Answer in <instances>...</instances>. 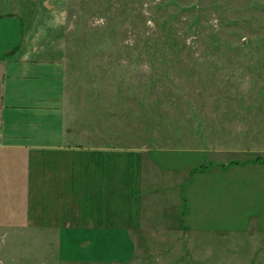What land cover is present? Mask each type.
<instances>
[{
  "label": "rangeland",
  "instance_id": "obj_1",
  "mask_svg": "<svg viewBox=\"0 0 264 264\" xmlns=\"http://www.w3.org/2000/svg\"><path fill=\"white\" fill-rule=\"evenodd\" d=\"M0 31V60L66 64L69 134L2 119L0 264H250L213 197L264 142L233 110L264 104V0H0Z\"/></svg>",
  "mask_w": 264,
  "mask_h": 264
},
{
  "label": "crops",
  "instance_id": "obj_2",
  "mask_svg": "<svg viewBox=\"0 0 264 264\" xmlns=\"http://www.w3.org/2000/svg\"><path fill=\"white\" fill-rule=\"evenodd\" d=\"M17 31L18 29L14 27L10 29L7 36L12 38ZM1 33L2 31H0V47H3L4 45L1 46L4 42H2ZM7 48L8 46L4 47V49ZM65 77L66 64L61 61H39L26 55L17 59L0 60L2 119L5 115L17 114L20 117V115L29 112L30 116L38 118L37 112L44 113L41 115L47 120L44 124L34 126L32 131L39 132L31 133L29 141L52 144L68 139V133L63 135V125L55 122V118L59 117L61 113L59 110L61 99L66 93ZM233 110L240 112V117L246 116L245 121L238 120L239 125L241 122L246 123L247 117L253 123L250 129H245L246 134L264 139V104H236L233 106ZM236 116L239 115L236 114ZM34 117L29 118L36 119ZM239 125L236 129L239 130L237 134L243 130V127ZM64 128L69 131L67 126ZM257 144L259 145L255 149H245L247 154L239 146V155L242 157L236 158L239 160L264 158V142ZM218 171L222 176L223 174L227 175V178L222 179L215 186V193L218 190L221 192L216 197L214 194L213 202L216 207L219 206L218 202L224 205L221 211L222 219L230 218L235 220V223L243 221V216L253 219V227L248 230L246 235L236 227L234 238L235 242L238 240L244 243L246 257L251 254L247 260L248 263L264 264V162L230 163L226 168H220ZM242 235L246 241L239 239V236Z\"/></svg>",
  "mask_w": 264,
  "mask_h": 264
},
{
  "label": "trees",
  "instance_id": "obj_3",
  "mask_svg": "<svg viewBox=\"0 0 264 264\" xmlns=\"http://www.w3.org/2000/svg\"><path fill=\"white\" fill-rule=\"evenodd\" d=\"M254 161H260V162H264V158H261V157H257ZM233 163H236V162H233ZM230 164V163H229ZM229 164H227V165H224V164H221L220 165V167L221 168H226ZM207 166H205V167H203V166H201V167H199L197 170H199V171H203V170H205V168H206ZM186 201H185V198L183 199V211H184V209H185V206H186ZM183 219H181V221H182Z\"/></svg>",
  "mask_w": 264,
  "mask_h": 264
},
{
  "label": "built area",
  "instance_id": "obj_4",
  "mask_svg": "<svg viewBox=\"0 0 264 264\" xmlns=\"http://www.w3.org/2000/svg\"><path fill=\"white\" fill-rule=\"evenodd\" d=\"M2 113H3V112H2V108H1V106H0V124L2 123V116H3Z\"/></svg>",
  "mask_w": 264,
  "mask_h": 264
}]
</instances>
